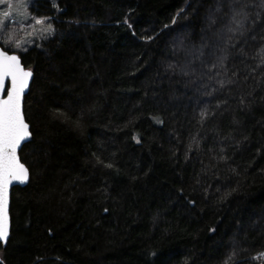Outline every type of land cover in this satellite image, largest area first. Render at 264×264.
I'll return each instance as SVG.
<instances>
[{"label":"trees","instance_id":"trees-1","mask_svg":"<svg viewBox=\"0 0 264 264\" xmlns=\"http://www.w3.org/2000/svg\"><path fill=\"white\" fill-rule=\"evenodd\" d=\"M30 12L53 34L0 42L34 73L3 264H264V0Z\"/></svg>","mask_w":264,"mask_h":264},{"label":"snow or ice","instance_id":"snow-or-ice-1","mask_svg":"<svg viewBox=\"0 0 264 264\" xmlns=\"http://www.w3.org/2000/svg\"><path fill=\"white\" fill-rule=\"evenodd\" d=\"M31 77L32 71L23 67L19 56L0 49V242L9 237V187L29 179V169L21 162L18 149L32 136L22 103Z\"/></svg>","mask_w":264,"mask_h":264},{"label":"rangeland","instance_id":"rangeland-1","mask_svg":"<svg viewBox=\"0 0 264 264\" xmlns=\"http://www.w3.org/2000/svg\"><path fill=\"white\" fill-rule=\"evenodd\" d=\"M35 0H0V42L12 44L17 52L27 50L53 34L49 19L31 14ZM43 20V23H37Z\"/></svg>","mask_w":264,"mask_h":264},{"label":"water","instance_id":"water-1","mask_svg":"<svg viewBox=\"0 0 264 264\" xmlns=\"http://www.w3.org/2000/svg\"><path fill=\"white\" fill-rule=\"evenodd\" d=\"M0 49H3V48L0 46ZM3 50H4V49H3ZM9 54H15V55L19 56V55L16 54V53H9ZM19 58H20V62H21V64L23 65L20 56H19ZM23 67L25 68L24 65H23ZM25 69H26V68H25ZM31 71H32V70H31ZM33 79H34V73H33V71H32V77H31L30 80H29V86H28L27 89H25V93H24V96H23V101H22V103H23V112H24V101H25V97H26V96L29 94V92H30V89H31V85H32ZM29 130H30V132H31V127H30V125H29ZM31 138H32V136L29 138L28 141H26V142H22V143H21L20 149H18V155H19V156H20V152H21L22 148H23L27 143H29V142L31 141ZM20 159H21V158H20ZM21 162H22V161H21ZM26 167H27V166H26ZM29 182H30V172H29V179H28L25 183L13 182V184L10 185V187H9V205H8V211H9V224H10V227H9V237H8L7 242H0V244L3 245L4 247L7 246L8 241H9V239H10V235H11V215H10V211H11V195H12V191H13V189H15V188H17V187H21V188L26 187V186L29 184ZM0 261H1V258H0Z\"/></svg>","mask_w":264,"mask_h":264}]
</instances>
